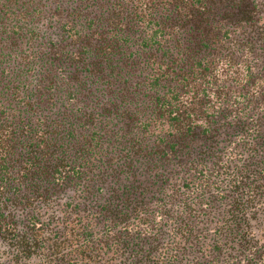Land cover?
I'll return each mask as SVG.
<instances>
[{
  "label": "trees",
  "instance_id": "16d2710c",
  "mask_svg": "<svg viewBox=\"0 0 264 264\" xmlns=\"http://www.w3.org/2000/svg\"><path fill=\"white\" fill-rule=\"evenodd\" d=\"M260 67L264 0H0V264H264Z\"/></svg>",
  "mask_w": 264,
  "mask_h": 264
},
{
  "label": "rangeland",
  "instance_id": "374dc122",
  "mask_svg": "<svg viewBox=\"0 0 264 264\" xmlns=\"http://www.w3.org/2000/svg\"><path fill=\"white\" fill-rule=\"evenodd\" d=\"M260 72L261 73L264 72V70H261V67H260ZM260 76H261V74H260ZM258 85H260V90H263L264 80L260 79L258 81ZM232 144H234L235 146L237 144H239V146L237 149L238 153L232 154V155H236V156L232 157L231 159H235L234 160L235 163H240L243 161V159L245 157L244 149H245L247 144L243 141H239V142L234 141ZM223 157H224V159H228L229 157H231V155L225 156V154H224ZM217 163H219V162H217ZM220 163H222V161ZM223 181H222V184L225 183ZM259 204H260V202H259ZM249 233L253 235V239H250V243L248 244L249 245L248 249H249V251H252L254 254V252L256 251V248L260 245V243L259 244L255 243L256 240L260 241V216L258 219L250 222ZM256 257H257V261L255 260V264H258V260L260 261V254H256ZM261 260L264 261V254H263V258Z\"/></svg>",
  "mask_w": 264,
  "mask_h": 264
}]
</instances>
